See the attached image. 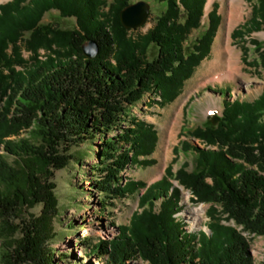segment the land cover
<instances>
[{
	"label": "trees",
	"instance_id": "1",
	"mask_svg": "<svg viewBox=\"0 0 264 264\" xmlns=\"http://www.w3.org/2000/svg\"><path fill=\"white\" fill-rule=\"evenodd\" d=\"M152 1L164 10L139 38L130 36L120 18L131 0L0 3V264H54L51 243L60 208L53 177L71 163L82 166L84 155L91 153L98 158L92 180L103 194V208L139 194L141 209L128 224L118 225L114 237L90 245L105 264L134 259L148 264H254L243 232L264 236V90L252 101L225 99L217 125L190 133L203 146L185 140L174 147L176 156L180 148L194 153L195 170L184 163L174 172L173 162L151 184L123 178L141 156L142 164L155 163L149 156L156 131L130 111L147 94L167 98L168 91L177 93L208 54L221 22L214 3L208 26L188 45L192 31L202 27L206 0ZM52 10L74 18L77 28L44 23ZM263 29L264 0H258L233 36L244 40ZM88 40L100 47L93 59L83 54ZM250 42L262 49L260 41ZM152 47L156 53L149 58ZM23 48L31 52L28 59ZM260 58L264 68V51ZM85 144L89 152L79 150ZM173 179L191 190L196 201L211 203L210 233L186 229L178 216L182 190ZM37 205L40 216L23 217ZM223 219L233 220L241 230Z\"/></svg>",
	"mask_w": 264,
	"mask_h": 264
},
{
	"label": "rangeland",
	"instance_id": "2",
	"mask_svg": "<svg viewBox=\"0 0 264 264\" xmlns=\"http://www.w3.org/2000/svg\"><path fill=\"white\" fill-rule=\"evenodd\" d=\"M7 1L9 0H0V3ZM108 1L113 2V0ZM138 1L140 0H131V3ZM145 1L150 4L148 17L144 24L137 29H130L129 34L132 38H139L148 33L164 10V5L159 2ZM257 1L206 0L201 20L202 27L192 31L187 44L191 45L195 42L196 38L206 29L208 14L212 10L213 4L218 3V14L221 17V22L210 50L195 67L192 75L184 80L177 93L168 91L167 98H162L159 93L147 94L138 106L132 108L131 117L152 125L156 131V147L153 154L149 156L155 159V163L142 164L140 161L145 157L141 156L139 162L131 165L122 173L123 178L141 180L151 184L160 180L165 175L167 167L173 162L174 172L184 163L188 164V170H195L196 158L194 153L185 152L180 148V152L176 156L174 147L181 146L185 140L192 145L203 146L204 144L199 139L190 136V133L197 127H205L208 124L217 125L221 119L217 124H214L213 118L222 116L225 99L239 98L240 100L252 101L264 90V68L260 65V54L264 51V29L253 32L250 37L246 36L244 40L233 36V31L250 17L252 4ZM235 8L237 10H234ZM43 21L61 29L77 28L74 18L62 17L56 10L48 12ZM250 38L261 42L262 49L260 51L256 49L253 42H250ZM244 47L248 51H245ZM229 51L237 56L238 68L233 70L230 76L221 77L216 73V70L219 67L223 68V61H227L226 57ZM22 52L27 59L31 55V52L25 48ZM217 52L222 53L219 56L220 61H216ZM40 53L44 58L46 51L41 49ZM155 53L156 50L152 47L148 52L149 58H152ZM225 68L228 69L227 66ZM221 88L225 91L228 90V92L222 94L219 91ZM113 134L110 133L107 137ZM22 136H26V133ZM97 143H100L99 139ZM79 150L89 152L90 148L85 144ZM0 152H3L2 146H0ZM6 157L9 161H13L12 156L6 155ZM97 162L98 158L94 157L92 153L90 155L85 154L82 166L71 163L68 167L55 171L53 181L57 184L55 193L60 212L54 221L57 236L51 243L56 249L53 256L54 264H105V258L92 254L90 245L99 239L114 237L118 233L119 224H128L132 215L141 211L138 200L139 194L117 199L114 201V205L103 208L100 203L103 194L97 190L92 180V178H97L96 173L92 171V166ZM172 182L182 190L183 210L178 213V216L186 222V229L188 231L203 230L210 233L208 212L211 203L196 201L191 190L179 185L175 179ZM201 207L204 209L203 214L194 220L191 212ZM29 213H33L37 217L40 216L41 205L29 209L23 217L30 216ZM222 222L241 230V227H237L233 220L223 219ZM16 224H19V219L16 220ZM243 234L250 240V251L254 264H264V236H257L248 232H243ZM60 253L67 254L68 258L62 259ZM127 264L148 263L141 259H134Z\"/></svg>",
	"mask_w": 264,
	"mask_h": 264
},
{
	"label": "water",
	"instance_id": "3",
	"mask_svg": "<svg viewBox=\"0 0 264 264\" xmlns=\"http://www.w3.org/2000/svg\"><path fill=\"white\" fill-rule=\"evenodd\" d=\"M150 11V4L145 0L131 3L120 12L122 24L127 29H137L146 21ZM99 44L95 40H88L82 45L83 54L88 59H93L99 52ZM221 117L213 118V123L217 124Z\"/></svg>",
	"mask_w": 264,
	"mask_h": 264
},
{
	"label": "bare ground",
	"instance_id": "4",
	"mask_svg": "<svg viewBox=\"0 0 264 264\" xmlns=\"http://www.w3.org/2000/svg\"><path fill=\"white\" fill-rule=\"evenodd\" d=\"M208 6H209V4H208ZM235 7H236V5H235ZM234 10H237V8H235ZM232 13H234V12H232ZM220 53L221 52H217L216 55H217L218 58H217L216 61H220V57L219 56H221V54H222V53L221 54ZM233 54L234 53H232L231 51H229L228 52V56L226 57L227 58V61L226 60L223 61L224 62L223 68H220L219 67L220 69L218 68L216 70V73H218L221 77H228V76H230L233 73V70H236L238 68V58H237V56H235ZM226 66L228 67V69L225 68ZM203 212H204V209L201 207L199 209L193 210L191 212V214L193 215L194 220H197L201 216V214H203Z\"/></svg>",
	"mask_w": 264,
	"mask_h": 264
}]
</instances>
